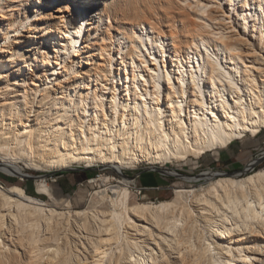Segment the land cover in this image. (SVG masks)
<instances>
[{"label": "bare ground", "instance_id": "1", "mask_svg": "<svg viewBox=\"0 0 264 264\" xmlns=\"http://www.w3.org/2000/svg\"><path fill=\"white\" fill-rule=\"evenodd\" d=\"M248 1L238 6L244 31L227 33L222 24L211 33L192 22L166 31L152 19L117 46L109 31L99 44L88 12L58 7L57 21L44 13L49 6L30 1L31 14L17 26L0 8V172L24 180L32 178L27 169L83 166L125 176L143 164H177L196 174L206 155L258 137L264 22L257 39ZM80 2L96 7V0ZM100 177L99 200L85 210L0 186V264H264V164L257 159L241 172L188 177L191 186L160 203H133V181Z\"/></svg>", "mask_w": 264, "mask_h": 264}, {"label": "rangeland", "instance_id": "2", "mask_svg": "<svg viewBox=\"0 0 264 264\" xmlns=\"http://www.w3.org/2000/svg\"><path fill=\"white\" fill-rule=\"evenodd\" d=\"M4 1L6 4L2 5ZM30 1L35 2L36 5L49 6L50 8H47L44 13L48 11V14L50 12L48 15L56 17L57 21L58 17L62 15L58 7L61 8V11L68 10L67 14L71 13L72 16L88 12L86 25L91 24L90 26L99 29V44L102 43L101 37L108 31L112 32L111 35L116 41V46L120 42L122 44L125 41L123 37L127 34L130 35L133 28L142 25L147 26L146 21L152 19L163 23L166 31H168L167 26L169 24H173L175 28L182 31L190 22L211 33L217 32V29L223 25L229 29L227 33L232 30L230 29L231 26H235L237 30L241 29L244 31L243 25L239 24L238 20V17L242 20L243 15L238 6L246 4L243 2L246 0H237L238 4L236 7L232 6V0H96V7L91 10L86 9L82 5L83 3L80 2L81 0H17V3H13L11 0H0V8L2 13L7 15L9 19L14 20V22L16 21L15 23L18 26L20 24L18 17L21 16L24 21L27 14H31L27 9ZM248 2L250 3L248 7L251 8L250 24L252 26L256 24L255 38L259 39L262 35L261 25L264 22V9L261 10L259 0H249ZM105 7L108 8V13L99 14ZM34 8L35 6L33 5L32 9L34 10ZM36 9L39 8L36 7ZM223 11L226 13H223ZM221 14L230 15L231 21L227 19L226 22H217L216 18ZM256 18L260 20L257 21ZM44 26L46 27L47 24ZM118 32H121V34ZM260 44L264 46V43ZM115 50L117 49H114L113 53ZM221 53L224 54L223 49H221ZM248 151L249 154H247ZM221 152L222 155L220 157L218 153L213 155L210 153L202 158L196 174H192L189 171L191 170L190 166L179 167L177 164H167L165 167L157 165L155 166L156 168L152 165L143 164L138 168L125 169L123 171L125 176L111 167L101 169L98 167L84 168L80 166L74 169L56 170L49 173L27 169L26 172L32 175V178H25L24 180L0 172V186L6 188L20 186L29 195L39 197L49 206L55 208H64L69 201H72L75 209L85 210L90 206L91 201L99 200L96 192L103 185L100 180L102 177L100 176L116 179L114 183L117 184L118 182L116 181H124V178H127L134 182L131 189L133 203L172 201L176 198L175 191L179 187L192 185L191 183L193 182H188V177H197L198 174L206 170L241 172L252 159H257L258 163L264 164V131L258 137L249 135L244 140H237L229 149ZM164 171H168L170 174H165ZM150 177H153L155 181L149 183L147 178ZM91 180L97 182L90 183ZM37 183L51 184L58 195L61 194V197H55L54 195L48 200V197L39 195L37 193ZM144 187L154 189L139 193L138 189ZM56 191L54 192L55 194Z\"/></svg>", "mask_w": 264, "mask_h": 264}, {"label": "crops", "instance_id": "3", "mask_svg": "<svg viewBox=\"0 0 264 264\" xmlns=\"http://www.w3.org/2000/svg\"><path fill=\"white\" fill-rule=\"evenodd\" d=\"M149 176V175H147ZM149 183L152 181L154 182L155 180L153 179V177L147 178ZM56 190L55 188L51 185V184H39L37 183V193L41 196L44 197H48V200H50V198H52L54 195L55 197H61V194L58 195L57 191L56 194L54 193ZM34 197V196H33ZM39 198V197H36ZM41 199V198H39Z\"/></svg>", "mask_w": 264, "mask_h": 264}, {"label": "built area", "instance_id": "4", "mask_svg": "<svg viewBox=\"0 0 264 264\" xmlns=\"http://www.w3.org/2000/svg\"><path fill=\"white\" fill-rule=\"evenodd\" d=\"M151 189H154V188H149V187L139 188V189H138V192H139V193H143L144 191H149V190H151Z\"/></svg>", "mask_w": 264, "mask_h": 264}]
</instances>
